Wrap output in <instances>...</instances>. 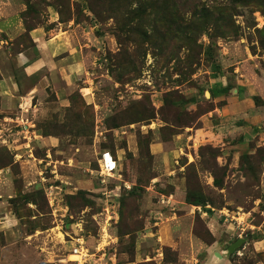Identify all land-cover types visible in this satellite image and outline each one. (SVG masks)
Instances as JSON below:
<instances>
[{
    "label": "rangeland",
    "instance_id": "374dc122",
    "mask_svg": "<svg viewBox=\"0 0 264 264\" xmlns=\"http://www.w3.org/2000/svg\"><path fill=\"white\" fill-rule=\"evenodd\" d=\"M19 3L26 31L78 24L82 65L61 98L0 104V264H199L175 247L210 230L264 264V0Z\"/></svg>",
    "mask_w": 264,
    "mask_h": 264
},
{
    "label": "crops",
    "instance_id": "0c3cea01",
    "mask_svg": "<svg viewBox=\"0 0 264 264\" xmlns=\"http://www.w3.org/2000/svg\"><path fill=\"white\" fill-rule=\"evenodd\" d=\"M23 11L19 0H0V104L4 110L19 108L22 103L28 105L31 100L35 102L39 97L47 96L49 90L61 98L65 90L78 80L82 65L79 64V47L68 39L69 35L75 36L79 32L78 24L73 27L70 23H64L62 28L58 18L50 17L48 23L52 24L51 28H34L26 31L21 18ZM25 33L33 47L13 51V42ZM59 83L64 85L57 87ZM152 145L151 143L149 151L154 156L157 152L153 151V148V152L151 151ZM158 146L165 151L168 150L166 144ZM205 214L208 215L206 212ZM162 230L159 229L160 234ZM210 232L215 242L206 244L196 237L186 240L187 244L175 247L177 258L181 261L186 260L188 251L185 249L188 250L189 244H192L196 249L203 251L197 255L196 263L228 264L229 260L225 255L229 249L228 245L225 249L227 242L222 243L217 239V231ZM220 247L224 248L218 252L217 249ZM154 252H158L157 247L154 248ZM144 255L145 262L158 263V254L154 253L150 257L149 253ZM187 264H190L189 261Z\"/></svg>",
    "mask_w": 264,
    "mask_h": 264
},
{
    "label": "built area",
    "instance_id": "2783aa9c",
    "mask_svg": "<svg viewBox=\"0 0 264 264\" xmlns=\"http://www.w3.org/2000/svg\"><path fill=\"white\" fill-rule=\"evenodd\" d=\"M106 155H109L108 158ZM117 166H119L117 164V160L110 153H107V152L102 153L101 158H100V174H102L105 177L116 175L118 174ZM125 187L127 190L132 188V186L130 185H125ZM77 241L79 242L78 249H81L82 244L80 243V240H77ZM79 251L80 250L74 249V253L78 252V253H75L77 255L81 254V252Z\"/></svg>",
    "mask_w": 264,
    "mask_h": 264
},
{
    "label": "water",
    "instance_id": "95a60500",
    "mask_svg": "<svg viewBox=\"0 0 264 264\" xmlns=\"http://www.w3.org/2000/svg\"><path fill=\"white\" fill-rule=\"evenodd\" d=\"M238 245H239V242H236V243H234L233 245H231V246L229 247V249H228V252H229V253H232L233 250H234Z\"/></svg>",
    "mask_w": 264,
    "mask_h": 264
},
{
    "label": "bare ground",
    "instance_id": "6f19581e",
    "mask_svg": "<svg viewBox=\"0 0 264 264\" xmlns=\"http://www.w3.org/2000/svg\"><path fill=\"white\" fill-rule=\"evenodd\" d=\"M107 156V158H108V156L109 155H106ZM102 163H103V161H102ZM75 253H78V252H75ZM70 257H71V259L73 260V261H76V260H79V256H76V255H70ZM81 259H83V257L81 258Z\"/></svg>",
    "mask_w": 264,
    "mask_h": 264
},
{
    "label": "trees",
    "instance_id": "16d2710c",
    "mask_svg": "<svg viewBox=\"0 0 264 264\" xmlns=\"http://www.w3.org/2000/svg\"><path fill=\"white\" fill-rule=\"evenodd\" d=\"M31 30H32V29H29L28 31H31ZM148 150H149V144H148ZM149 153H150V151H149ZM135 189H136V188L134 187L133 190H135ZM189 204H192V205H193V203H190V202H189ZM199 204H202V203H201V202L196 203V205H199Z\"/></svg>",
    "mask_w": 264,
    "mask_h": 264
}]
</instances>
